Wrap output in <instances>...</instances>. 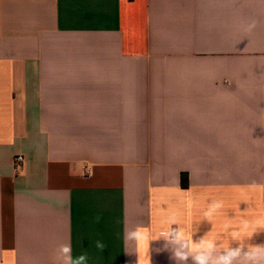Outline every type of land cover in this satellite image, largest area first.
Segmentation results:
<instances>
[{
    "label": "crops",
    "instance_id": "crops-1",
    "mask_svg": "<svg viewBox=\"0 0 264 264\" xmlns=\"http://www.w3.org/2000/svg\"><path fill=\"white\" fill-rule=\"evenodd\" d=\"M254 186L264 0H0V264H61L69 240L88 264H139L126 228L218 233L264 211ZM212 198L226 212L200 223ZM169 251L152 242L150 264Z\"/></svg>",
    "mask_w": 264,
    "mask_h": 264
},
{
    "label": "clouds",
    "instance_id": "clouds-1",
    "mask_svg": "<svg viewBox=\"0 0 264 264\" xmlns=\"http://www.w3.org/2000/svg\"><path fill=\"white\" fill-rule=\"evenodd\" d=\"M258 21L250 18L246 32L252 33ZM264 188V186H254ZM191 201L187 207L192 208ZM226 203L222 198H212L202 209L200 223H212L218 214H225ZM191 215V213H189ZM220 232H208L193 239L196 232L192 223H182L175 215L169 216L159 230L154 233L145 226L138 225L134 229H125V242H134L140 250L139 264H150L152 256L149 248L152 242H163L165 249H170L169 264H264V243H250L254 235L264 233V211L256 214L240 211L229 216ZM102 215L92 217V223L99 224ZM173 225H176L173 227ZM231 242H236L232 246ZM106 244L103 240H95V248L103 251ZM56 259L61 264H88L87 251L73 256L71 241L59 243L55 248ZM159 254V253H157Z\"/></svg>",
    "mask_w": 264,
    "mask_h": 264
},
{
    "label": "built area",
    "instance_id": "built-area-1",
    "mask_svg": "<svg viewBox=\"0 0 264 264\" xmlns=\"http://www.w3.org/2000/svg\"><path fill=\"white\" fill-rule=\"evenodd\" d=\"M23 163H24V157L23 156L19 155V156L15 157V166L17 169L22 168ZM87 173L90 174L91 171L89 170V171H87Z\"/></svg>",
    "mask_w": 264,
    "mask_h": 264
}]
</instances>
